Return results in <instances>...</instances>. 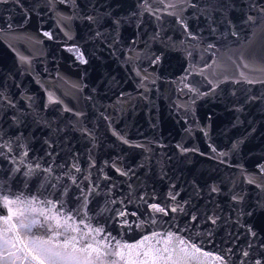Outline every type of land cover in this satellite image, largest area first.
I'll list each match as a JSON object with an SVG mask.
<instances>
[{
	"label": "water",
	"instance_id": "obj_1",
	"mask_svg": "<svg viewBox=\"0 0 264 264\" xmlns=\"http://www.w3.org/2000/svg\"><path fill=\"white\" fill-rule=\"evenodd\" d=\"M262 81L264 0L0 2V198L17 226L43 223L35 198L113 245L173 233L187 264H264Z\"/></svg>",
	"mask_w": 264,
	"mask_h": 264
},
{
	"label": "snow or ice",
	"instance_id": "obj_2",
	"mask_svg": "<svg viewBox=\"0 0 264 264\" xmlns=\"http://www.w3.org/2000/svg\"><path fill=\"white\" fill-rule=\"evenodd\" d=\"M0 2H6V0H0ZM45 35L49 34L45 33ZM78 58L84 63L87 62L82 54ZM21 59L24 58L22 57ZM248 82L253 83V81ZM121 139L123 140V137ZM124 142L128 143L126 140ZM39 167V164H37L36 168ZM73 167L76 166L73 165ZM76 170L79 171V168H76ZM262 170H264V167H262ZM45 171L51 173L50 168L45 169ZM33 172L34 169L29 167L24 175L29 176ZM73 182H75V178H73ZM249 182L252 183L253 181L250 180ZM213 191H216V189L213 188ZM233 198L235 199V197ZM0 200H2L4 206L8 207L9 212L8 215L0 217L4 225L3 231L0 232V247L3 248L5 260L10 258L11 264H16L17 260H20L21 264H33V262H37V264H169V262L171 264H187L186 257L189 247L197 253L201 251L196 245H189L183 239H180L175 247H170L175 236L173 233H169L161 237V239H156L161 234L155 233L152 237L146 236L135 244H121L117 241L113 245L112 241L115 238L112 237L110 239V233L104 236L103 239H97V236H101L104 233L102 228H92L90 225L85 224L84 229H87V231L81 229L80 225L75 223V219L71 214H65L62 211V205L61 210H57V205L53 201H41V204L47 203L49 205L47 210L31 207L37 203L35 198L26 203L30 206V211L38 212V215L43 217V223L38 218L33 217L29 223H24L20 219L19 226H17L13 218L14 216L17 218L23 217L24 212L19 209H13L11 205L25 202L20 201L19 197L15 201L8 199L6 196L0 198ZM86 200L87 197H85V203ZM151 207L156 212L165 213V209L159 205L153 204ZM176 210V208H172L173 212ZM120 215L126 216L127 213L121 212ZM132 215H135V213H132ZM81 223H84L83 219H81ZM37 225L47 228L49 233H51L49 238L47 240L37 238L30 242L33 246L22 244L18 248L17 244L21 241L19 229L30 230ZM9 233L12 234L11 237H9ZM69 233L75 234L68 235ZM60 236L65 237L63 241L57 239ZM154 239L156 244L161 245V247H155L152 244ZM19 252L23 254L18 256L17 253ZM174 254L175 259H173ZM203 255L208 256L209 254L203 253ZM107 257H115L116 259L109 261L106 259ZM215 259L223 264L222 257L217 256ZM257 264H259V261H257Z\"/></svg>",
	"mask_w": 264,
	"mask_h": 264
},
{
	"label": "flooded vegetation",
	"instance_id": "obj_3",
	"mask_svg": "<svg viewBox=\"0 0 264 264\" xmlns=\"http://www.w3.org/2000/svg\"><path fill=\"white\" fill-rule=\"evenodd\" d=\"M3 231V229L2 228H0V232H2ZM35 239H33V238H29L28 239V243L30 244V246H33V245H31V241H34ZM3 250V248L2 247H0V251H2Z\"/></svg>",
	"mask_w": 264,
	"mask_h": 264
}]
</instances>
